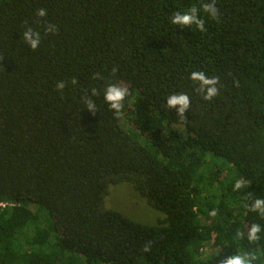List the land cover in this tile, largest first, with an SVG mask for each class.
<instances>
[{
	"label": "trees",
	"instance_id": "trees-1",
	"mask_svg": "<svg viewBox=\"0 0 264 264\" xmlns=\"http://www.w3.org/2000/svg\"><path fill=\"white\" fill-rule=\"evenodd\" d=\"M193 9L203 31L172 23ZM197 71L218 79L211 100ZM109 84L129 89L119 114ZM180 94L182 114L168 106ZM240 176L239 195L264 199V0H0V264H220L237 244L264 253V233L259 245L225 243L264 226L232 189ZM120 183L162 218L106 207Z\"/></svg>",
	"mask_w": 264,
	"mask_h": 264
},
{
	"label": "clouds",
	"instance_id": "clouds-1",
	"mask_svg": "<svg viewBox=\"0 0 264 264\" xmlns=\"http://www.w3.org/2000/svg\"><path fill=\"white\" fill-rule=\"evenodd\" d=\"M205 12L215 16L216 10L214 5H205L204 6ZM39 17H44L47 15L45 9H40L37 13ZM172 23L180 24V25H194L195 27L199 28L201 31L205 29L204 21L200 20L197 15L195 9H193L190 13L186 12L183 15L177 13L172 18ZM48 32H55L57 31L56 25L49 24L46 28ZM36 37V38H34ZM24 40L29 43L31 48L36 49L39 46V36L37 33H34L32 30H29L24 33ZM191 80L194 82L200 83V90L204 91L206 89V94L204 96L205 100H211L215 97L218 93V89L215 85L218 83L217 78H206L205 73L202 71L192 72L191 73ZM238 86V84H237ZM59 87H63V85H59ZM129 96V89L124 86H120L119 84H109L104 92V99L107 101L111 108L116 109L117 113L119 114L120 110L122 109L126 98ZM136 98L135 94L128 99V103H133L134 99ZM176 105H180L179 112L182 114L185 109L189 105V96L187 94H180V95H171L168 99V106L174 107ZM93 107L92 104H89V108ZM249 184V181L245 179V177L240 176L234 180L232 183L233 191L237 192V197L243 201V208L252 213H256L257 216L264 219V199L255 198L251 204H249L247 196H241L239 193L243 192ZM213 217L217 215L216 212L211 213ZM261 233H264V226L260 223H253L250 228H248L247 232L242 230H237L235 237L225 241V243H232V240L235 239L237 241L246 240L249 244L259 245L261 241ZM144 250L147 252L149 251V246L145 245ZM221 254L218 252L217 256ZM208 260H211L212 257L206 256ZM257 261H261L264 264V253H253L250 251H244L243 247L237 244V251L230 255L225 256L223 254V258L220 260V264H256Z\"/></svg>",
	"mask_w": 264,
	"mask_h": 264
},
{
	"label": "rangeland",
	"instance_id": "rangeland-1",
	"mask_svg": "<svg viewBox=\"0 0 264 264\" xmlns=\"http://www.w3.org/2000/svg\"><path fill=\"white\" fill-rule=\"evenodd\" d=\"M121 86L125 85L121 84ZM106 207L118 210L143 224L153 225L162 218L161 213L151 208L132 186L125 183L110 186Z\"/></svg>",
	"mask_w": 264,
	"mask_h": 264
},
{
	"label": "built area",
	"instance_id": "built-area-1",
	"mask_svg": "<svg viewBox=\"0 0 264 264\" xmlns=\"http://www.w3.org/2000/svg\"><path fill=\"white\" fill-rule=\"evenodd\" d=\"M5 206V204H3V203H0V207H4Z\"/></svg>",
	"mask_w": 264,
	"mask_h": 264
}]
</instances>
